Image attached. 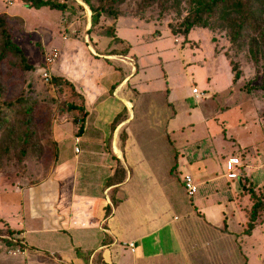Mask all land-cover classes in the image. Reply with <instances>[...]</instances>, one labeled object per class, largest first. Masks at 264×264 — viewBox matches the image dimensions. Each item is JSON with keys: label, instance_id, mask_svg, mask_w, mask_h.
<instances>
[{"label": "rangeland", "instance_id": "1", "mask_svg": "<svg viewBox=\"0 0 264 264\" xmlns=\"http://www.w3.org/2000/svg\"><path fill=\"white\" fill-rule=\"evenodd\" d=\"M85 10L90 21L92 13L87 8ZM0 12L16 15L22 20V29L15 27L12 38L28 62L36 66L35 78H39L43 55L56 51L57 57L49 71L63 75L76 86L84 96V107L88 110L83 132L77 136L76 143L75 128L73 130L69 119L51 123L50 134L57 143L58 154L46 181L36 190L56 189L57 201L63 203L65 198L61 199L60 192L64 190L65 195H69L71 182L85 179L88 184L93 181V176L81 178L78 163L97 167L114 164L108 150L110 128L113 118L129 108L122 101L124 97L135 104L131 121L127 129L120 124L114 128L118 126L115 129L117 134L123 129L132 136L125 145L126 156L134 168L142 161V172L148 173L138 175L139 170L136 169L135 176L142 177H133V180H142L143 193H147L150 208L157 207L155 197L159 198L158 190L164 187L163 182L172 187V177L175 180L181 177L183 161L204 157L206 161L217 160L223 167L225 158L219 154L216 157L215 151L243 154L239 160L241 168H237L238 178L245 176L264 192V90L245 92L243 87L248 81L257 84L259 80H250L254 74L251 62L238 58L232 59L233 71H236L234 77L228 59L222 53L226 44L222 34L194 28L187 36L189 41L182 44L181 38L175 39L169 34L165 24L147 20L148 16L156 17V10H152L146 11L142 17H119L115 37L91 36L92 39L88 40L79 27L83 14L76 9L72 10L69 23L65 18L66 12L70 11L60 13L44 6L28 8L19 0H12L10 4L0 0ZM112 51L116 56L100 54L107 52L111 55ZM140 69L142 72L135 75ZM125 75L129 78L127 86L126 80L120 82ZM5 80L11 94L23 85L16 70ZM192 87L202 95L194 98ZM47 93L52 94V91L49 89ZM47 116V107L40 103L35 115L36 124L40 126ZM171 144L183 156L181 159L180 155L177 156L178 167L175 166L173 174L168 171L170 165L173 166ZM74 147L78 153H74ZM218 168L214 166L212 170ZM29 169L33 171L30 164ZM238 178L229 182L234 191L241 188ZM221 181L224 178L214 182L217 188L222 185ZM16 184L11 168L0 172V233H4L2 230L6 228L12 229L15 231L13 235L26 246L21 253H7L18 245H7L0 239V264H85L83 257L95 245H100L101 235L96 229H90L86 234L81 233L86 229L58 230L59 220L54 217L57 204L53 209L52 201L48 200L47 204L42 197L45 193L38 194L41 191H35L38 193L31 199L30 190L34 188L19 190ZM141 188L134 187L135 191ZM226 188L224 190L227 191ZM88 190L95 196L92 187ZM117 190L116 195L120 196L122 190ZM241 191L234 202L239 201L240 208H236V212L243 218L242 230L247 196ZM228 195L235 198L231 191ZM131 203L128 201L119 207L118 221L126 220V213H133ZM232 207L230 203L228 208ZM207 213L205 216L209 219L210 214ZM18 221L23 226H18ZM216 222L220 223L219 220ZM20 229L25 232L22 234ZM235 235L237 259H233V253L229 252L228 264H244L243 256L246 264H264V220L259 221L249 233ZM121 243V238H118L114 246L118 254L126 249Z\"/></svg>", "mask_w": 264, "mask_h": 264}, {"label": "trees", "instance_id": "2", "mask_svg": "<svg viewBox=\"0 0 264 264\" xmlns=\"http://www.w3.org/2000/svg\"><path fill=\"white\" fill-rule=\"evenodd\" d=\"M11 1L6 0L7 4ZM19 1L28 8L38 9L44 6L60 13L70 11L66 12L65 19L69 20L67 23L71 22L73 9L81 11L83 19L79 27L86 33L88 40L92 39L91 36L115 37V26L119 17H142L146 11L152 10H156V17L148 16L147 20L165 24L169 34L181 38L182 44L189 41L187 36L194 28L218 32L226 41L222 53L228 59L234 77H236L232 63L234 58L251 62L254 68L250 80L258 78L259 81L257 84L248 81L243 87L245 92L249 93L253 89L264 90V0ZM85 8L93 17L84 30L88 18ZM22 26L20 17L5 12L0 13V172L11 168L19 187L35 183L54 163L58 150L57 143L50 134L51 123L69 119L73 130L75 128L74 137L77 138L83 132L84 121L88 115V110L84 107V96L66 77L50 72L47 81L39 79L38 76L35 78L36 66L28 62L27 56L12 38L15 27L21 30ZM104 53V55L109 54ZM13 70L20 75L23 85L11 94L5 77L11 75ZM49 89L52 94L47 93ZM40 103H44L47 107L48 116L38 126L35 115ZM124 118L125 111L116 115L110 131L112 132L114 126L120 124ZM123 131L122 129V133ZM120 135L123 136L121 133ZM120 138L123 147L124 137ZM108 150L110 151L109 144ZM239 155L242 158L243 154ZM29 164L33 171L29 169ZM116 167L113 176L105 180L104 187L116 185L124 179L123 167L121 164ZM174 168L175 164L170 167V174L174 173ZM238 179H240L242 195L247 196V203L243 207L244 227L241 231L247 234L259 221L264 220V192L260 186H256L245 176H240ZM118 202L119 198L113 196V205ZM2 232L4 233H0V239H3L7 245L16 244L19 250L22 249L21 239L13 235L14 230L6 228ZM3 234L7 236L2 237Z\"/></svg>", "mask_w": 264, "mask_h": 264}, {"label": "crops", "instance_id": "3", "mask_svg": "<svg viewBox=\"0 0 264 264\" xmlns=\"http://www.w3.org/2000/svg\"><path fill=\"white\" fill-rule=\"evenodd\" d=\"M88 22L89 19H87L84 30L88 26ZM128 48L132 47L129 46ZM101 54L107 57L116 56L115 53L111 55ZM141 72L140 69L135 75H139ZM124 80H126L125 85L127 86L129 82L127 75L123 76L120 82L122 83ZM74 87L76 88V86ZM122 101L129 108L125 111V118L120 123L122 125L120 127L127 129L135 104L124 97H122ZM117 127L111 132L108 143L111 152L110 161L114 164H107V166L103 164V166L99 167L98 165L97 167L94 164L78 163V174H81V178L93 176V181L87 184L85 179L74 180L70 184L69 195H65L64 190H61V199H66V201L65 199L63 201L64 205L61 201H57L58 191L56 189L54 191L36 190L43 181H46L51 171V165L46 174L35 183L23 187L16 184L17 189L33 187L34 189L30 190L33 195L31 199H34L36 193H38L35 191H41L38 194L45 193L42 197L45 198L46 202L48 200L53 202L50 203L52 208L57 204L54 217L58 218L57 221L59 220V225L56 227L58 230L66 232L79 228L86 229L81 231V233L86 234L90 229H96V232L101 235L100 245H95L88 255L83 257L85 264H218L217 262L221 261H225L223 264H228L229 252L233 253V259H237L235 234L242 231L243 218L236 212V208H240V206L238 205L239 201L234 202V199L240 193L241 188L236 191L231 189L229 182L233 178L225 176L224 166L222 167L218 163L216 155L219 154L222 159L224 156L225 159L223 160L230 156H238L241 161L240 155L222 154L221 151H215L216 157L214 156V159L216 161H206L203 159L204 157L197 159L191 157L185 162L183 161L182 166H180L182 167L181 177L175 180L171 176V186L173 188L167 187L166 181H164V187L158 190L159 198L155 197L156 202L154 204H158L157 207L150 208L149 203H147V193L145 195L143 193L144 184L142 180L140 179L139 182L133 180V177H142L135 176L136 169L139 170L138 175L148 173L146 171L142 172L144 170L142 169V161L137 164L139 167L136 166V168L129 165L128 162L130 161L126 156L125 145L129 137L132 136L125 130L123 133L121 130L117 134L115 130ZM120 137H124L123 147L121 146ZM76 140L78 141V137ZM76 140L74 137V142ZM170 146L173 147V144ZM139 151L141 152V150ZM78 152L76 148L74 153ZM171 153L173 155L172 165L176 163L175 166H177V156L180 155V159L183 156L175 147L171 149ZM119 164L124 169V179L116 185L112 184L104 187L105 180L113 176L117 169L116 165ZM214 166L219 168L213 171L212 167ZM185 175L190 176L197 187L196 192L191 196H188L183 188V176ZM221 178H224V181H221L222 185L217 188L214 182ZM238 182L241 187L240 179H238ZM135 185L139 188L142 187L141 190L135 191ZM90 187L93 188L92 191H94L95 196H92L88 190ZM225 187H227V191L224 190ZM117 189L122 190L120 196L116 195ZM228 191L234 193L235 198L228 195ZM113 196L119 198L116 205L112 203ZM128 201L132 202L134 211L131 214L126 213L124 215L126 220L118 221L116 215L119 207ZM230 203L233 205L232 208H228ZM59 205H62V207H59ZM205 212L210 214L209 219L206 218ZM216 220H219L220 223H217ZM18 226H23V223L21 222ZM20 230H23V232L20 231L22 234L25 232L24 229ZM6 236L7 234L2 235V237ZM118 238H121L122 242H132V249L123 245L126 249L118 254L114 248ZM21 243L23 249L26 245L22 240ZM123 255H125V259ZM245 259L244 256L241 257L244 264H246Z\"/></svg>", "mask_w": 264, "mask_h": 264}, {"label": "built area", "instance_id": "4", "mask_svg": "<svg viewBox=\"0 0 264 264\" xmlns=\"http://www.w3.org/2000/svg\"><path fill=\"white\" fill-rule=\"evenodd\" d=\"M11 0H7L9 2ZM57 57L56 51H52L50 53H45L43 55L41 68L39 71V77L43 81H47L50 75L49 67L52 65V62ZM191 93L193 94L194 98H198L202 95V93H198L195 87L191 88ZM76 140V138H75ZM76 151V148H74ZM241 164L239 162V158L237 156H230L226 160H224V170L225 176L227 178H238V174L236 172L237 168L240 167ZM183 188L188 196L193 195L196 192V184L193 182L192 178L188 175L183 177ZM21 222H17V225H20ZM122 245H126L128 248L132 249L133 243L132 242H122ZM7 253H21V250L18 248L13 250H7Z\"/></svg>", "mask_w": 264, "mask_h": 264}]
</instances>
